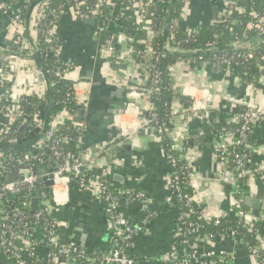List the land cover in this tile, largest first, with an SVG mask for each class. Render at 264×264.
<instances>
[{
	"label": "crops",
	"instance_id": "obj_1",
	"mask_svg": "<svg viewBox=\"0 0 264 264\" xmlns=\"http://www.w3.org/2000/svg\"><path fill=\"white\" fill-rule=\"evenodd\" d=\"M217 3V0H191L187 12L178 20V27L198 29L199 26L214 23L222 13ZM12 9L15 13L20 12L22 6L18 2ZM213 10H216V20ZM111 12L109 14L106 10L104 17L78 20L67 11L59 17L54 27V33L60 40V59L66 66L75 68L71 73L74 98L87 113L95 111L96 114L104 110L107 88L119 89L125 94L124 100L115 98L111 102L117 107L114 114L130 101L142 110L149 106L142 93L149 76L146 67L135 64L129 58L130 42L124 22L132 20V14L126 11L123 17H118L116 10ZM32 16L30 12L28 20L22 25V32L27 47L35 49L37 32L33 28ZM6 26V18L0 14V44L4 42ZM125 31L126 40H119L118 37ZM105 39H111L117 53L127 56L119 65L103 59L101 49ZM34 67L38 68L35 62L24 61L19 70L25 74ZM170 79L178 94L190 99L193 105L206 107V118L203 113L190 119L176 117L168 134L171 141L186 150L185 162L191 168L189 185L194 192L192 199L205 216L232 215L233 187L229 183V174L232 177L233 173L221 170L217 163L214 154V147L219 143L217 131L224 125L235 123L237 113L243 108L252 106L261 110L263 117L251 133L257 142L251 165L254 175L249 178L248 193L241 197L243 203L246 198L260 199L261 215L264 212V94L252 84L243 83L235 71L227 72L195 60L177 62ZM81 80L86 82L78 83ZM93 81L98 85L93 86ZM39 82L46 85L44 78ZM17 87L22 89L20 85ZM186 93L193 97L186 96ZM75 117L78 119V114ZM127 119L124 117V122ZM82 123L85 129L81 150L92 151L95 148V168L105 177L108 192L117 201L118 213L135 233L127 255L135 264H175L170 253L175 242L180 240V234L177 216L167 201L170 167L163 157L162 143L150 129L137 130L129 139L121 140L113 125V117L109 122L102 116L92 117L89 121L84 118ZM195 142L198 144L195 145ZM135 193L142 195V201L135 199ZM52 196L49 202L44 203L52 232L34 228L29 238V242L32 238L38 241V260L47 262L48 248L54 247L52 236H56L65 246L74 244L85 259L88 257L89 264H102V256L115 245L105 203L89 193L79 191L71 179L65 186L58 184ZM246 208L252 213L251 208ZM4 213L1 206L0 221ZM63 239L68 243H63ZM259 249L264 253V242L260 243ZM218 251L233 256L234 264H264V260L262 263L256 262L236 238L223 236L213 245L203 243L198 247L201 256ZM69 261L83 264L62 256L55 257L49 264H70ZM0 264H11V261L0 258Z\"/></svg>",
	"mask_w": 264,
	"mask_h": 264
},
{
	"label": "trees",
	"instance_id": "obj_2",
	"mask_svg": "<svg viewBox=\"0 0 264 264\" xmlns=\"http://www.w3.org/2000/svg\"><path fill=\"white\" fill-rule=\"evenodd\" d=\"M22 9L19 12L20 19L23 21L28 20V15L41 3L46 4L45 18L39 23L37 31V42L35 49L22 48L21 44L15 45L13 42L6 43L7 52L14 51L20 57L34 60L38 69L44 73V81L47 85V92L44 99L33 96H23L19 100V110L22 114L21 118L13 123L11 132L7 139L0 143V171L3 177L0 178V187L7 183L15 174L17 169L16 161L22 159L24 155L32 153L36 159H31L25 163L28 167H32L34 172L39 175L48 170L53 169L60 164V159L53 156L51 151L53 145V138L46 139L44 134L49 128L53 119L63 110L71 115L78 114L81 107L78 106L74 98L73 84L57 79L54 72L57 69H64L67 66L55 58L54 53L51 51V46L60 47V40L56 36H52L51 43L46 44L45 39L48 31L53 29L62 15L63 8H68L74 0H30L28 4L24 0H17ZM119 8H124V0H116ZM181 0H151V7H145L148 15H151L150 34L152 40L150 42L152 51L156 59L148 61L152 68L148 71L151 79L154 77L157 80L156 87L159 91L149 99L150 105L154 108V112L159 118V123H165L167 133L163 135V147L168 149L169 131L171 123L167 122V117L170 114L172 104L177 102L183 107L191 106L190 99L178 94L171 85L170 76H168L167 68L175 63L183 60L188 62L195 60L197 63L201 57L202 61L214 62V56L230 58L236 55H243L246 49H240L242 44H248L253 52V58L250 60L237 59L232 63V71H235L243 83L252 84L254 88L264 94V47H261V36L253 29L249 28L254 23L255 19L252 13L255 12L260 16H264V0H228L235 5V10L230 13L224 14L220 19L214 23L206 26H199L198 29H191V34L188 36L183 29H177L174 35L170 36L171 23L178 18L179 3ZM1 2V1H0ZM8 5L13 3L11 0L3 1ZM217 4L221 6L220 0ZM238 9H242L241 12ZM127 30V37L130 42L129 58L135 64H142L144 60V41L146 34L138 30V27L132 20L124 22V30ZM25 35L23 34V39ZM24 46V45H23ZM22 48V50H20ZM262 81V83H261ZM150 84V82L148 83ZM7 105L3 102L0 108ZM243 108L242 110H244ZM241 110V111H242ZM39 114V119L42 121L46 130H40V133L32 135L37 129L36 125L32 122L33 115ZM147 115V114H146ZM242 127V123H232L224 125L221 129L231 131L237 137L238 131ZM58 131L56 137L61 139L67 137L70 143H63L58 145V151L62 153L76 154L82 148H74L73 142H76L83 133L77 131L71 126L68 119H64L63 123L57 126ZM254 127H249L246 133V141L253 147L257 146L255 137L251 135ZM220 130V129H219ZM216 133L219 135L220 132ZM40 143V146H39ZM12 145V147H11ZM227 151L232 154L228 157L234 162L235 155L247 156L250 159V164L247 163L245 168L252 165L253 154L250 153L242 146H228ZM225 156V155H224ZM222 157V156H221ZM38 160L43 163L39 164ZM219 160V159H218ZM186 166V162L180 161L177 167L178 176L180 178L179 190L174 192L172 207L179 218L187 214L189 207L198 211V207L194 201L189 203L176 199V195L186 196L193 198L194 192L191 189L188 181V175L182 170ZM230 168H235L234 163H229ZM95 175H101L98 169H95ZM183 173V174H182ZM105 179V178H104ZM106 181V179H105ZM249 178L243 177L238 180L236 186L232 191L236 192L235 197H245L248 193ZM37 198L39 206L36 210L31 209V201ZM52 198L51 187L47 185L46 181H39L33 186H22L17 193L0 192V204L4 208V221L0 222V235L3 234L0 240V258H7L11 264H17L21 261L23 264H49L52 259L59 257L57 246L49 247V257L47 262H41L37 258L38 241L32 238L30 243L35 245L33 250H23L21 242L22 237H27L28 240L32 236L34 228L48 229L49 233L52 232L48 215L43 210L46 207L45 202H49ZM27 204V206H24ZM243 211H249L243 202H241ZM172 211V212H173ZM20 213V216H15ZM41 213L39 218L35 215ZM188 216V215H187ZM187 222L195 223L198 225V230L191 233L185 239L190 245L195 244L197 237H210L213 241H217L223 236L230 235L232 232L235 238L240 240L244 246L251 249H257L256 254L258 259H264V253L259 249L260 243L264 241V216L263 213L259 215L257 220L253 223V227L249 229L243 226L239 221L233 217H224L219 219L218 224L214 221L197 220L194 215H189L186 219ZM9 230V231H8ZM113 244L121 245L118 241L119 238L113 233ZM175 242V247L180 245ZM131 243V242H130ZM59 245H63L58 240ZM107 254V253H106ZM104 256V255H103ZM102 256V257H103ZM88 257L84 264H89Z\"/></svg>",
	"mask_w": 264,
	"mask_h": 264
},
{
	"label": "built area",
	"instance_id": "obj_3",
	"mask_svg": "<svg viewBox=\"0 0 264 264\" xmlns=\"http://www.w3.org/2000/svg\"><path fill=\"white\" fill-rule=\"evenodd\" d=\"M26 4L30 2V0H24ZM125 6L124 8H119L116 0H74L72 4L68 8H63L61 11L62 14L68 11L71 13L74 19L78 20H88L92 18L104 17L105 11L116 10L118 12V17H123L125 12L128 11L132 14V20L134 24L138 27V30L146 34V40L143 42L145 47L144 50V60L142 64L146 67L147 74L152 65L148 63V61L152 59H156V56L153 53L152 46L150 44L152 40V36L150 34L151 22L150 17L145 11V7H151V0H124ZM13 3L7 4L5 2H0V14L6 18V31L4 34V42L6 43L13 42L15 45L21 44L22 48H27L25 44V39H23V22L20 19L19 12L12 11L13 7L18 3L17 0H13ZM191 0H181L179 3L178 9V18L175 19L170 26V36L172 37L178 27L179 19L184 16V13L187 12L188 5ZM222 13L220 18L231 11L235 10V5L228 0H220ZM45 10L46 4L41 3L39 7H36L33 14V28L38 31L39 23L45 18ZM239 12L242 9H238ZM252 17L255 19L254 23L249 26V28L253 29L261 36L260 46L264 47V16H260L255 12L252 13ZM106 18V17H105ZM56 24V23H55ZM55 27V26H54ZM186 35H190L191 29H183ZM45 43L50 44L52 36H56L54 33V28L50 29L47 33ZM24 45V46H23ZM243 45V44H242ZM20 48V50H22ZM51 51L54 53L56 59H60V47L51 46ZM246 49L243 55H236L230 58L226 57H216L214 56V62H206L202 61L201 57L198 58L200 64L211 65L212 67L222 68L224 71H232V63L236 62L237 59L246 61L253 58V52L251 49ZM101 55L103 59L110 58L114 63L116 62L118 65L123 61V59L127 56H123L116 52V48L113 45L111 39H105L102 44ZM26 58H22L19 54L14 51L7 52L6 47L3 50L0 48V61L4 62V65L0 67V108L3 102H7V105L2 108L0 111V143H2L11 132V128L13 123L18 121L22 114L19 110V100L23 96H33L38 97L40 99H44L47 86L39 82V77H44V73L38 68H32L27 71V73L23 74L22 71L19 70V66L24 61H33L28 59V53H26ZM61 60V59H60ZM183 60H180L179 63H183ZM176 63L167 68L168 76L172 77L175 70ZM75 68L67 66L64 69H57L54 72V76L62 81H71L74 80L71 78V73ZM19 72H21L19 74ZM150 82V84H148ZM262 83V81H261ZM157 80L153 77L151 79L150 76L147 77V84L143 87V97L149 101V99L155 95L159 89L156 87ZM21 86L22 89H19L17 86ZM20 87V88H21ZM254 87V86H253ZM186 96L193 97L191 94L186 93ZM149 103V102H148ZM199 113H203L204 117H207V111L205 106H201L199 104L193 105L189 107H183L179 105L177 102L172 104L170 109V114L167 117V122L173 125L174 119L176 117L183 116L184 119H190L196 117ZM147 114V115H146ZM60 118H57V117ZM127 117V122H124L123 118ZM263 117V113L261 110L255 107H247L242 111H239L236 115L235 123L241 122L242 127L238 131L237 137L231 131L220 129V134L217 135V139L219 143L214 147V154L217 158V163L225 171L229 170L232 172V177L229 174V183H231L234 188L239 179L243 177L250 178L253 176L254 170L249 167L245 168L247 163L250 164L251 160L247 159V156L242 154L235 155L234 162L228 158L232 153L227 151L228 146H242L250 153L254 154V148L251 144H249L246 140V133L249 130V127H254L257 122H259ZM64 119H68L71 122V126L77 131L83 133L85 127L82 122H79L75 115L69 114L67 111L60 112L51 122L50 128L44 133L46 135V139L53 138V145L51 151L53 156L60 159V164L55 166L53 169L48 170L45 173H41L37 175L32 167H28L25 165L31 159H36V156L32 153H28L23 156L22 159H18L16 164L19 170L16 169V179L11 181V179L3 184L0 187V192H9V193H17L19 188L22 186H33L39 181H52L51 191L52 195L55 192V188L58 184H64V186L71 180L75 182L76 187L81 192L89 193L100 200H102L106 205V212L110 218V227L112 233L119 238V242L121 245H114L112 249L105 254L101 262L102 264H135L134 260L127 255L128 248L130 246V242L135 235L133 229L126 224L125 220L118 213V205L114 196L108 192L107 181H105V177L101 175H95V148L92 151L89 150H80L76 154L62 153L58 151V145L63 143H70L67 137H63L61 139L56 137V133L58 131L57 126L63 123ZM32 122L36 125L37 129L42 130L44 125L42 121L39 119V114L33 115ZM234 123V124H235ZM113 125L117 129L119 133L120 139L127 140L129 139L134 132L140 129H150L154 135L159 139L160 143L163 142V135L165 132L167 133V128L165 123H159V118L154 112V108L152 105L142 110L139 105L130 101L126 104V106L117 111L113 115ZM218 132V131H217ZM83 135V134H82ZM81 140L82 136L76 141L73 142L74 148H81ZM169 148L164 149L163 157L167 160V163L170 167V174L167 178V189L169 192V196L167 198L168 203L173 202V193L179 190L180 178L178 176L177 167L180 161H186V150L185 148L171 141L169 138ZM122 143V142H120ZM163 145V143H162ZM40 146V143H39ZM94 153V154H93ZM225 155V156H224ZM222 156V157H221ZM2 157V153H0V158ZM219 159V160H218ZM39 164L43 162L38 160ZM232 162L235 165V168H230L229 163ZM1 166V163H0ZM17 167V168H18ZM183 171L186 172L189 176L191 175V168L189 164L186 162V166L182 168ZM183 174V173H182ZM3 177V174L0 171V178ZM232 188V189H233ZM234 191H232V199H231V213L230 217L235 218L239 221L243 226L251 229L253 227V223L257 220V218L253 217L252 213L249 211H243L241 208V198L235 197ZM53 197V196H52ZM134 197L138 201H142V195L139 193H135ZM176 199L180 201H185L189 206V203L193 201L191 198H187L186 196L176 195ZM56 202V201H54ZM4 206L0 204V207ZM27 206V204H24ZM39 206V202H38ZM37 206V207H38ZM43 212L48 215L47 207L44 208ZM188 215V216H187ZM189 215H194L197 220H205V221H214V224L219 223V219L225 216H215L208 217L205 216L202 212L194 211L190 207L187 211V214L184 217L179 218V223L177 224L180 234V245L179 247L171 248V259L175 264H234L233 256L227 254L223 251H218L219 253L212 252L207 255H199L198 247L199 245L206 243L213 245L216 241H213L210 237H197L195 239V244L190 245L188 241L185 239L188 235L198 230V225L195 223L187 222L186 219ZM15 216L19 217L20 213H17ZM41 213L35 215L36 218H39ZM264 216V212H263ZM5 217L3 215L0 222L4 221ZM9 231V230H8ZM3 234L0 235V240L2 239ZM228 237L235 238L234 233L232 232ZM226 237V236H225ZM52 245L57 246V252L59 256L78 260L81 263H85V257L80 253L78 248L74 244H69L68 246L59 245L58 238L56 236H52ZM21 244H23V250H33L35 249V245L31 244L27 237H22L19 239ZM178 241V242H179ZM177 242V243H178ZM264 242V241H262ZM247 251L250 252L253 259L256 262L262 263L258 259L256 254L257 249H251L246 247ZM17 264H23V262L19 261Z\"/></svg>",
	"mask_w": 264,
	"mask_h": 264
},
{
	"label": "water",
	"instance_id": "obj_4",
	"mask_svg": "<svg viewBox=\"0 0 264 264\" xmlns=\"http://www.w3.org/2000/svg\"><path fill=\"white\" fill-rule=\"evenodd\" d=\"M213 13H214V20H216V10H213ZM88 23H91V21H88ZM125 33L126 31L124 32V34L120 35L118 37L119 40H126V37H125ZM0 47H3L5 48L6 45L4 43H1L0 44ZM248 45L247 44H243V45H240L239 48L240 49H244V48H247ZM112 60L110 58L107 59V62H111ZM2 65H4V62H0V67H2ZM124 68V67H123ZM39 80L42 81L43 80V77L40 76L39 77ZM69 83H73L71 81H67ZM86 80H81V81H78V83H85ZM95 81L92 82V85L95 86V85H98L96 83H94ZM106 93H105V104L103 105L104 107V110H102L100 113H96L95 114V111H92L90 113H87L85 110L81 109L80 112L78 113V121L79 122H82L83 119L85 118V120L89 121L90 118L92 117H104V120H106L107 122L111 121L112 120V117L114 115V112L115 110L117 109L116 105L115 104H111V102L113 100H116L115 98L119 99V100H124L125 99V94L123 93V91L119 90V89H112V88H107V90H105ZM44 130H46V127L44 126L43 127ZM40 133V130L39 129H35L34 133L32 135H35V134H38ZM195 145L198 144V143H194ZM12 147V145H11ZM20 167L17 168V170H19ZM16 179V174L12 177L11 181H14ZM227 181V179H226ZM229 181V179H228ZM52 181H48L47 182V185L48 186H52ZM227 189L229 190L230 187H227ZM259 201L260 199H256V200H250L249 198H246L245 199V205L248 207V208H251L252 209V215L253 217L255 218H258L259 217ZM37 206H38V199L37 198H33L32 201H31V209L32 210H36L37 209ZM63 243L67 244L68 242L65 241L64 239L62 240ZM70 264H76V262L74 261H69Z\"/></svg>",
	"mask_w": 264,
	"mask_h": 264
}]
</instances>
